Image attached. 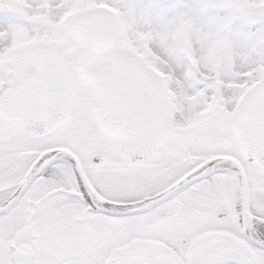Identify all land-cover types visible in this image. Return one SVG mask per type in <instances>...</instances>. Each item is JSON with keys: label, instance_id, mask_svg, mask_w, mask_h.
<instances>
[{"label": "snow or ice", "instance_id": "obj_1", "mask_svg": "<svg viewBox=\"0 0 264 264\" xmlns=\"http://www.w3.org/2000/svg\"><path fill=\"white\" fill-rule=\"evenodd\" d=\"M0 264H264V0H0Z\"/></svg>", "mask_w": 264, "mask_h": 264}]
</instances>
